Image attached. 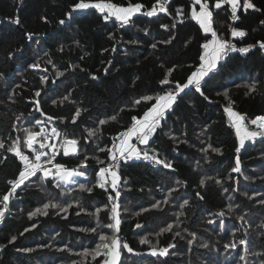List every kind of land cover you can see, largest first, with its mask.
Here are the masks:
<instances>
[{
	"label": "trees",
	"instance_id": "16d2710c",
	"mask_svg": "<svg viewBox=\"0 0 264 264\" xmlns=\"http://www.w3.org/2000/svg\"><path fill=\"white\" fill-rule=\"evenodd\" d=\"M89 1L139 3L143 8L124 24L115 17L105 19L106 13L95 8L77 10L69 19L66 14L78 0H0V138L5 141L0 157H6L0 162V196L10 190L9 181L21 170L19 158L7 151L11 141L20 136L21 150L31 153L23 144L24 129L38 131L42 125L35 121L49 123V116L59 132L78 140L75 155L56 148L54 164L84 173L75 183L60 181V187L57 178L45 179L38 173L16 190L0 221V264L102 261L103 257L94 260L82 253L95 248L99 234L113 235L106 227L113 221L105 205L110 206L108 196L116 189L100 188L96 175L111 162L107 150L117 134L130 127L132 118L141 117L155 101L135 102L145 95L163 94L175 82L185 83L198 65L205 36L211 38L191 18L193 0H170L166 12L153 16L146 13L157 0H85ZM206 2L213 10L218 38L233 40L235 49L220 61L217 73L201 82L203 95L185 90L166 110L147 145L134 140L150 155L155 150L172 168L143 156L120 161L121 224L116 235L133 249H121L120 264H264V136L240 146L225 111L231 106L252 127L250 121L264 115V49L258 45L264 41V0H251L256 10H245L241 0L239 20L232 19L230 5L214 9L215 0ZM181 11L183 16L178 15ZM17 17L19 23L14 22ZM232 28L246 35L233 37ZM27 33L33 34L31 40ZM250 45L256 46L239 50ZM165 78L172 84H162ZM252 83L255 91L248 87ZM77 110L80 115L73 123ZM113 116L115 120L110 119ZM97 129L95 135L89 134ZM85 157L87 167L82 166ZM237 157L240 171L233 172ZM184 200L189 203L183 205ZM49 202L67 210L49 207L45 215L42 206ZM37 208L42 211L30 216ZM168 225L171 230L161 233ZM93 228L96 232L89 231ZM145 237L148 243H140ZM242 239L246 245L239 244ZM230 243L237 248L226 249ZM169 244L175 247L168 255H153V246Z\"/></svg>",
	"mask_w": 264,
	"mask_h": 264
},
{
	"label": "snow or ice",
	"instance_id": "6c2138e0",
	"mask_svg": "<svg viewBox=\"0 0 264 264\" xmlns=\"http://www.w3.org/2000/svg\"><path fill=\"white\" fill-rule=\"evenodd\" d=\"M168 0H157V4L154 5L151 10H149L146 15L153 16L157 13V11L160 12H166L167 7L165 6ZM224 5H230L231 7V14L232 19H238L236 16L238 7L240 6V0H215V3L213 5L214 9H221ZM244 9H254L256 10V5L251 2V0H245V3L243 5ZM90 8L98 9L102 13H106L105 19H108L110 17H115L116 19L120 20L122 23L126 24L130 20V18L137 12L141 11L143 8V5L141 4H129L128 6H117L114 3H89L85 2V0H78L77 3H75L72 6V9L70 12H68L66 15L69 19H71L74 12L77 10H87ZM197 8L199 10H197ZM178 15L183 16V12L181 11L178 13ZM190 15L191 18L198 22L200 27L202 28L204 33H210L211 39H208L207 36H205V42L201 45L203 52L199 56V62L198 65L195 67V70L190 73V75L187 77L186 82L181 84L179 82H175L174 85L165 90L163 94L157 93L155 96L151 95H145L140 98V100H137L135 103L139 104L141 100L144 102H150L155 101L151 104L150 107L147 108L146 111L143 112V115L139 118L133 117L130 127H128L123 132H120L116 138L113 139L112 147L109 148L108 155L110 156L111 162L106 167H100L99 171L96 173V175L99 177V180L97 181L98 186L102 189H104L106 186H109L112 189H116L115 194H109L108 200L110 201V206L105 205V208H109L110 210V219L113 221V223L108 224L106 227L113 230V235L108 236L106 234H99V243L96 244L95 248L84 249V252L82 255L84 256H92V258L95 260L97 257H103L102 261H99L98 264H120L121 262V256L122 251L121 249H126L127 252H132L133 249L128 246L127 243H122L121 238L116 235V233L119 232L121 220L119 218V208L120 205L118 203L120 191L118 190V182H119V175H118V168L121 160H127L130 158H140L143 156L144 159L153 160L157 164L163 165L165 168H172L173 165L170 162H166L165 160H161L158 158L157 155H155V150H153V154H149L147 150H142L137 146V144H133L132 138L135 137L136 141L140 145H147L149 143L150 138L154 135L157 128L160 126L161 120L165 118L166 110L170 109L172 104L175 102L176 97L180 95L181 93H184L187 89H195L196 91L200 92L201 95H203V91L201 88V82L205 79V77H208L210 73L214 74L217 73L222 65L220 64V61L224 59L227 52L234 50L235 45L232 44L229 40L224 39L223 37L218 38V34L215 31L213 27V10L209 7V4L206 2V0H193L191 7H190ZM47 19L46 17L44 18ZM15 23H19V18L17 17L14 21ZM181 22H183L181 20ZM60 24H64L65 21L61 20L59 21ZM262 24H264V21H261ZM165 29L168 28L167 25H162ZM173 27H175V24H173ZM27 39L31 40L33 34L27 33ZM246 35L245 31L243 30H237L236 28L231 29V36L233 37H244ZM78 43V42H77ZM258 45L260 48L264 49V41L258 42ZM256 45H250L246 48L239 49L242 52H247L251 47H255ZM153 48L156 47V44L152 45ZM61 50H63L61 48ZM38 64H32L30 67L37 68ZM107 71V70H105ZM171 71L169 70V73L167 75H171ZM44 79V78H42ZM162 84L168 85L172 84L171 81H169L167 78L161 81ZM250 91H255L256 84L252 83L249 86ZM37 97L40 96V92L37 91L35 93ZM225 96H228V92L225 91ZM64 99H67L65 97ZM53 104L56 103V101H52ZM36 111H40L38 105L39 101H36ZM228 116L235 121V127L237 130V133L239 135V143L240 146H243L246 139H251L257 136H264V116H258L255 119H252L250 121V124L253 126H256L258 130L250 131L248 126L244 123V116L241 114L233 111L232 107L229 106L225 109ZM80 115V111L77 110L75 112V115L73 117V123H75L76 117ZM53 117H47V120L51 121ZM110 119L115 120L116 117H110ZM46 123L42 120H36L35 125H43ZM100 124H105V120H100ZM26 133V137L24 138L23 144L24 147L31 152V156L28 154H25L24 151L21 150V137L16 136L15 139L11 141V145L7 148V151L15 153V155L19 158L20 162L22 163V168L18 172L17 177L9 181V184L11 185L10 190L0 196V204L3 205V207H0V218L4 217L5 213L8 211L9 201L10 197L14 196L16 194V190L21 187V185L25 184V181L30 180L33 177H37V174H42L43 178L53 177L57 178L56 186L60 187V181L68 182L73 178L74 176H83L84 173L77 171V170H68L64 165L59 163H53L55 161L56 155L59 153L55 151H45V149H54L55 145L48 143V141L52 137H61L63 136V139L61 140V146L63 148V154L64 155H75L78 151L77 145L78 140L75 138H68L67 133H61L59 132L55 127L51 129V131H46L44 127H40L38 131H33L31 128L24 129ZM97 130H90V135H95ZM119 139L120 143L117 145L116 140ZM5 144V141L3 138H0V148H3ZM38 145V147L36 146ZM211 147V146H209ZM214 151H219V149H213ZM239 148L236 149L237 152H239ZM100 151H105V149H100ZM3 159H6V157H0V162H2ZM101 164H103V161H99ZM51 165V167H49ZM83 167H87V157H85L84 161L82 162ZM53 168L55 171H53ZM240 171V161L237 157L236 160V167L233 168V172H239ZM247 179V178H245ZM73 183H75L74 180H72ZM205 183L204 179L200 180V184L203 185ZM79 187L81 189L87 188V191L91 192L92 188L87 187L85 184H79ZM225 191H227L225 189ZM199 195V193H197ZM202 198V197H201ZM78 203V202H74ZM189 203L188 200L183 201V205H187ZM181 205V207H183ZM72 205L69 204L68 207H71ZM159 206L154 205V207ZM57 208L60 207L62 211H66L67 208L62 207L56 203L49 202L45 203L42 206V209L45 210L44 214L46 215V210L49 208ZM231 208V205H229ZM41 208H37L34 212L29 213L30 216H35L37 213H40L42 211ZM101 212L100 208L96 209V214H99ZM180 215H183V213H180ZM220 215H223V213H220ZM240 220H244V217H239ZM137 227H141L140 225H137ZM172 228V225H168L167 228H163L160 230V232L164 231H170ZM27 231V229H25ZM89 231L96 232V229H90ZM160 233H157L159 235ZM176 235H180L179 232L176 233ZM16 237H12V240L14 241ZM140 243H148L147 238H142ZM240 245H246V240H240ZM207 247V245H204ZM175 247L174 244H169L167 247L159 248L157 249L155 246L152 247L151 251L153 255L159 254V255H168L169 249ZM227 248L235 249L237 248L236 243H230L225 245ZM247 251V248H245V252ZM241 260L244 259L243 256L240 257ZM73 264H76L75 261H73Z\"/></svg>",
	"mask_w": 264,
	"mask_h": 264
},
{
	"label": "rangeland",
	"instance_id": "374dc122",
	"mask_svg": "<svg viewBox=\"0 0 264 264\" xmlns=\"http://www.w3.org/2000/svg\"><path fill=\"white\" fill-rule=\"evenodd\" d=\"M100 2H103V3H109V2H105V1H96V2H90L89 1V3H100ZM111 3V2H110ZM117 6H124V5H117ZM126 7V6H125ZM46 123H44L43 125H42V127H44L45 128V130L46 131H51V129L54 127L53 126V124L49 121V123L47 122V121H45ZM246 124V123H245ZM247 125V124H246ZM248 126V125H247ZM249 130H250V128H249ZM250 131H252V130H250ZM239 136V135H238ZM58 139L59 138H57V137H52L49 141H48V143H51V144H54L55 145V148L54 149H51V150H49V149H45V151H55L56 150V148H61L62 146H61V142H59L58 141ZM37 146V145H36ZM138 147H139V145H137ZM38 147V146H37ZM140 148V147H139ZM54 163V162H53ZM51 166V165H50ZM68 170H76V169H74V168H68V167H66ZM53 171H55V169L53 168ZM77 171H79V170H77ZM81 172V171H80ZM80 177H82V176H79V175H77V176H74L73 178H71V180H69L68 182H66V183H73L72 182V180H74L75 182L80 178ZM63 182H65V181H63Z\"/></svg>",
	"mask_w": 264,
	"mask_h": 264
},
{
	"label": "built area",
	"instance_id": "2783aa9c",
	"mask_svg": "<svg viewBox=\"0 0 264 264\" xmlns=\"http://www.w3.org/2000/svg\"><path fill=\"white\" fill-rule=\"evenodd\" d=\"M170 2V0H168V2L166 3V5L168 4ZM165 5V6H166ZM232 44H235V42L233 41V40H229ZM227 53H229V52H227ZM230 124L234 127V122L230 119ZM247 124V123H246ZM248 125V124H247ZM248 128H250V130H252V131H255V130H258L257 128H255V126L254 127H252V126H250V125H248ZM123 132V131H122ZM117 136H118V134H117ZM116 136V137H117ZM253 138H251V139H246V140H252ZM135 141H136V139H135ZM137 142V141H136ZM116 143H117V145H119V143H120V141H119V139H117L116 140ZM112 147V146H111ZM25 154H28V155H30L31 156V153H29V152H25ZM66 167H68V168H72V166L71 165H65ZM21 168H22V163H21ZM0 207H3V205L2 204H0ZM1 219L2 218H0V221H1Z\"/></svg>",
	"mask_w": 264,
	"mask_h": 264
},
{
	"label": "crops",
	"instance_id": "0c3cea01",
	"mask_svg": "<svg viewBox=\"0 0 264 264\" xmlns=\"http://www.w3.org/2000/svg\"><path fill=\"white\" fill-rule=\"evenodd\" d=\"M240 4H241V0H240ZM197 10H199V9L197 8ZM237 30H238V29H237ZM210 39H211V38H210ZM233 111L239 113L238 111H236V110H234V109H233ZM239 114H241V113H239ZM241 115H242V114H241ZM258 116H264V115H257L256 117H258ZM256 117H255V118H256ZM230 119L234 122V128H235V130H236L234 119H232V118H230ZM244 123H245V121H244ZM255 128H256V126H255ZM236 131H237V130H236ZM134 140H135V137H133V138H132V141H131L133 144H135V143H134ZM61 148H62V147H61ZM62 149H63V148H62ZM49 167H50V166H49ZM65 167H66V166H65Z\"/></svg>",
	"mask_w": 264,
	"mask_h": 264
},
{
	"label": "water",
	"instance_id": "95a60500",
	"mask_svg": "<svg viewBox=\"0 0 264 264\" xmlns=\"http://www.w3.org/2000/svg\"><path fill=\"white\" fill-rule=\"evenodd\" d=\"M236 20H239V18H238V19H236Z\"/></svg>",
	"mask_w": 264,
	"mask_h": 264
}]
</instances>
